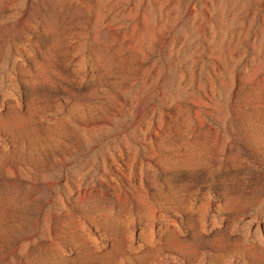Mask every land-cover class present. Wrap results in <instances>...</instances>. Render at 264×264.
<instances>
[{
  "label": "rangeland",
  "instance_id": "1",
  "mask_svg": "<svg viewBox=\"0 0 264 264\" xmlns=\"http://www.w3.org/2000/svg\"><path fill=\"white\" fill-rule=\"evenodd\" d=\"M0 264H264V0H0Z\"/></svg>",
  "mask_w": 264,
  "mask_h": 264
}]
</instances>
